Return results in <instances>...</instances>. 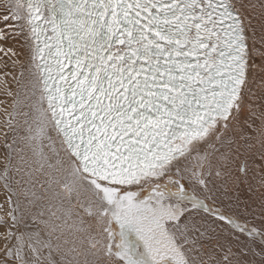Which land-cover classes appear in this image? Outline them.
<instances>
[{"label":"snow or ice","instance_id":"1","mask_svg":"<svg viewBox=\"0 0 264 264\" xmlns=\"http://www.w3.org/2000/svg\"><path fill=\"white\" fill-rule=\"evenodd\" d=\"M246 7L0 0V52L17 55L4 46L16 37L28 50L29 182L39 172L50 194L38 222L12 195L0 205V264H264V194L258 224L237 214L238 196L226 210L214 194L217 178L225 193L257 177L264 188V23L249 35ZM6 128L0 179L16 194Z\"/></svg>","mask_w":264,"mask_h":264},{"label":"bare ground","instance_id":"2","mask_svg":"<svg viewBox=\"0 0 264 264\" xmlns=\"http://www.w3.org/2000/svg\"><path fill=\"white\" fill-rule=\"evenodd\" d=\"M243 3L245 5H256L255 9L246 7L243 9V11L247 19L252 21L251 28L249 29V35L252 34V28H254L258 37L261 24L264 23V8H261V4H264V0H243ZM23 44L24 41L22 37L10 38L4 46L13 48L17 55H5L3 52H0V176H3L6 162L5 157L8 152L4 146V132L7 130L6 124L9 119L12 120L13 126L16 128V132L9 134L8 142L10 143L14 136H16L18 140L17 144L14 145V148L17 149V151H14L11 155V164L9 165V176L11 178L10 185L16 190V194L5 189L4 181L3 179H0V192L1 196L3 197V201L0 205L9 207L5 204V201L9 195H12L13 201L19 199V202L23 208L30 211L32 215H37L38 222L39 219L48 218L46 206L49 204L48 199H38V197L45 195L50 196V194H45L42 192L40 183H43L44 177L39 172L35 173V176L40 180V183H37L33 188L29 182L28 173L31 171V167H34V165H32V161L36 159V157L33 155L30 143L23 139L24 137L30 136L28 127L24 123V113L31 111L27 105L34 104V100L26 99V97L31 95V85L29 84L31 76L29 72L25 71L24 76H20L21 71L27 69L28 67V50L26 47H22ZM14 61L24 62V68L22 69L21 64L18 62L14 63ZM259 75L260 74L257 72V80L251 85L252 92L256 93L258 96L262 94L261 90L258 88L260 83ZM9 92H11V95H9ZM16 100H19L18 104H14V101ZM249 102L256 104L261 103L259 100H249ZM11 108L14 109V117L5 111V109L7 110ZM243 115H249L248 108H245ZM255 123L259 125V119H255ZM33 128H35V124H33ZM43 143L45 151H47L48 141L44 140ZM19 149H22L23 151L21 152ZM21 157H23V160ZM24 160L28 161L27 165L24 163ZM18 167L21 168L20 172L16 171V168ZM258 181L259 177H257L255 180H250L251 191L249 190V184H241L238 188H233L230 192L225 193L223 191V187H221L224 184L223 179L217 178L215 180V187L219 189V191L214 192L217 203L223 204L226 210H231V205L235 202V199L238 196L239 208L237 209V214L241 217V219H247L258 224L259 221L255 219V217L260 215L259 209L261 205V195L264 194V188L259 185ZM229 186H231V182H229ZM25 189L29 190L27 194H25ZM32 192H35L36 195L33 196L31 194ZM228 197H231V199ZM29 200L32 201L31 204L28 203ZM245 209H247V212ZM42 211L46 214L44 217H39L38 213ZM250 213H254V215ZM0 215H3L2 210H0ZM87 219L88 218L85 217V220ZM28 223L32 224L33 220L29 218ZM0 231H3V229L0 228ZM246 239V236H241V244H243ZM256 244L257 246H255V250L256 252H259V240H257ZM2 246L3 241L0 240V247ZM233 250L235 251L236 249L234 248ZM0 258H2V253H0ZM244 258L248 261H253L254 264H260L262 259L261 256L253 255L251 253H249Z\"/></svg>","mask_w":264,"mask_h":264},{"label":"rangeland","instance_id":"3","mask_svg":"<svg viewBox=\"0 0 264 264\" xmlns=\"http://www.w3.org/2000/svg\"><path fill=\"white\" fill-rule=\"evenodd\" d=\"M7 112L12 116L14 117V109L11 108V109H7ZM13 154V153H12ZM3 201V197L1 196V192H0V204L2 203Z\"/></svg>","mask_w":264,"mask_h":264}]
</instances>
